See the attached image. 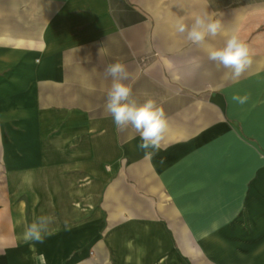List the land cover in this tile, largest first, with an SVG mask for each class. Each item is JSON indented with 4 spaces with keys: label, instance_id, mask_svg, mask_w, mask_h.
<instances>
[{
    "label": "crops",
    "instance_id": "crops-1",
    "mask_svg": "<svg viewBox=\"0 0 264 264\" xmlns=\"http://www.w3.org/2000/svg\"><path fill=\"white\" fill-rule=\"evenodd\" d=\"M196 16L249 45L238 79ZM116 61L168 117L151 155L105 111ZM0 151V264H264V0H0Z\"/></svg>",
    "mask_w": 264,
    "mask_h": 264
},
{
    "label": "clouds",
    "instance_id": "clouds-1",
    "mask_svg": "<svg viewBox=\"0 0 264 264\" xmlns=\"http://www.w3.org/2000/svg\"><path fill=\"white\" fill-rule=\"evenodd\" d=\"M174 27L176 32L186 34L188 41L202 46L208 59L215 62L217 67L222 66L229 70L232 79H238L252 63L249 45L234 30L224 29L218 19L196 16L190 26L183 19H178ZM217 35L225 38L223 46L219 48L208 43L210 38ZM105 75L112 79L111 87L107 91L105 111L112 116L114 125L121 130L131 128L138 133L141 140L138 148L144 150L145 155H151L148 149L159 150L169 126L164 108L152 98L140 102L133 96L132 85L125 82L129 79V72L123 62L109 64ZM93 90L89 86V91ZM232 100L244 104L247 96L234 95ZM52 222L51 216L37 217L26 227L24 239L43 243Z\"/></svg>",
    "mask_w": 264,
    "mask_h": 264
},
{
    "label": "rangeland",
    "instance_id": "rangeland-1",
    "mask_svg": "<svg viewBox=\"0 0 264 264\" xmlns=\"http://www.w3.org/2000/svg\"><path fill=\"white\" fill-rule=\"evenodd\" d=\"M5 109V108H4ZM11 152L10 151H0V162H11L10 161ZM25 158V154L23 151L19 152V162H22Z\"/></svg>",
    "mask_w": 264,
    "mask_h": 264
}]
</instances>
